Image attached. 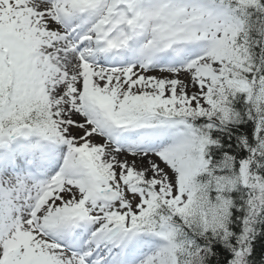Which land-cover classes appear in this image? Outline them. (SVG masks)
<instances>
[{
	"label": "snow or ice",
	"instance_id": "1",
	"mask_svg": "<svg viewBox=\"0 0 264 264\" xmlns=\"http://www.w3.org/2000/svg\"><path fill=\"white\" fill-rule=\"evenodd\" d=\"M0 264H264V0H0Z\"/></svg>",
	"mask_w": 264,
	"mask_h": 264
}]
</instances>
